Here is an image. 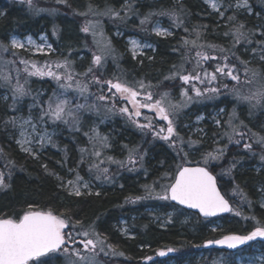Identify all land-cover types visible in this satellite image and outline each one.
Listing matches in <instances>:
<instances>
[{
  "label": "trees",
  "instance_id": "trees-1",
  "mask_svg": "<svg viewBox=\"0 0 264 264\" xmlns=\"http://www.w3.org/2000/svg\"><path fill=\"white\" fill-rule=\"evenodd\" d=\"M229 3L232 4V2H225L226 5ZM33 4L35 8H30L23 0H0V42L9 44L11 34L20 36L30 34L36 37L40 33H45L55 50L47 55H31L24 50H15L18 53L15 57L11 55V51L3 54L4 60H16L17 63H0V69L13 77V84L17 75L16 69H20V82L24 84L25 80L28 81L25 87L30 90V94L14 103L10 87L0 81V90L8 92L7 99L0 98V148L6 154V158H0V171L5 173L7 185V187H0V213H6L9 216L22 213L27 210L29 204L44 210L51 208L56 212L70 208L69 214L72 215L73 222L80 220L85 225L94 223L96 230L105 235L108 242L116 246L118 251L124 253L123 256L115 257L101 255L99 259L105 264H155L168 258L178 263L210 264L213 256L219 251H223L224 254L239 252L240 249L233 252L215 247H203L206 241L216 240L224 235L247 234L256 225V221L264 224V208L259 204V197L264 194L260 191V188L264 186V162L259 159L261 150L255 144L253 152L245 151L242 146L228 144L227 137L220 139L223 131L227 130V124L220 128L214 122V118L222 122L227 121L235 109L238 121H243L253 132L264 135V110L250 108L247 102L237 100L230 91L235 82L225 80L224 83L228 84V89L221 88L218 96L213 99L200 98L198 102L190 104L183 111V115H180L176 125L186 140L188 137L193 140H203L198 150L185 149L190 153L188 156L190 164L200 161L203 152L228 144L224 160L214 164L212 170L217 175L221 192L229 194L226 198H229L230 204L241 212V216L228 213L205 219L196 212L186 210L170 201L154 198L136 200V197L146 195L144 185L155 184L156 191L161 192V186L169 183L165 174L174 173L177 164L181 161L165 141L154 139L151 134L146 136L118 112L107 116L103 111L99 115L85 113L83 118L84 131L95 126L102 136L108 137L111 147L103 150L105 159L107 156H113L117 160H126L128 150L124 148V145H128L129 148L138 147L143 154L142 164L138 163L131 171L128 170L130 166L119 168L115 164H102L101 167H109L110 182L94 180V173L88 172L87 163L78 166L81 155L79 149L87 145V138L81 133L60 125L57 128V134L53 136V142L57 147L49 145L41 150L35 149L39 153V158L34 159L18 149L14 143L15 128L5 125L4 122L19 112L27 114L34 99L37 103L41 100L46 101L56 88L55 81L50 77L27 76L23 72L24 65L18 62L20 59L43 65L46 62L54 63L57 60H63L71 53L69 59L75 61L77 71H83L89 66L92 53L96 50L90 33L85 34L81 31L86 19L99 21L115 49L116 60L113 61L111 58L103 70L105 79L114 78L117 75L127 81L144 79L151 81L153 85L162 81L159 88H153L155 92L164 90L175 92L180 88L181 82L164 81V76L170 73L173 65L179 66L183 62L186 51L181 45L182 38L194 39L195 33L192 29L197 28L202 33L200 43L207 42L230 48L231 37L223 35L225 31H228L227 17L235 14L237 22L245 24V31L258 29L260 25H264V0H250L251 13L244 9L231 8L225 12L223 20L203 0H68V5L71 7L57 3V0H33ZM126 4L131 5V11H127ZM89 5L100 11L105 8L118 10L125 19L112 16L85 17L76 14V12H85ZM40 9L43 11H38ZM166 10L178 12L183 20L180 28L174 27L173 19L166 15H152L150 24L143 28L140 25V20L150 13ZM156 20H161L174 34L168 37L156 36L152 31V24ZM184 28H188L189 32L186 33ZM54 30L55 34H53ZM116 31L121 33L119 37L115 35ZM129 36H137L152 44V47L146 49L144 55H138L136 59H133L124 41ZM253 39L252 45L242 43L237 47V54L242 58L250 59V54L245 53L244 48L257 47L255 41L264 38L257 33ZM191 55L195 56V51ZM253 66L260 67L258 63H254ZM186 67L190 68V65ZM239 87L240 92L246 95L250 90H254L255 85ZM91 91L96 93V87L93 86ZM80 102L83 100L81 99ZM120 106L122 104H117V108ZM219 109L225 111L219 112L217 116ZM197 114L205 116L199 124L203 129L204 137L189 136L186 128L183 127V124L190 122ZM216 140L220 141L219 145L215 142ZM7 160L14 161L15 166H5ZM232 163L236 166L231 176L220 175L222 169L228 168ZM43 165H47V171ZM256 165H259V169H256ZM69 169H78L81 176L91 174L92 195L69 197L59 187L56 177L49 174L54 172L63 179L75 176V173L69 172ZM236 185H239L247 194L251 205L241 200L239 196H231V190ZM96 192L100 195H95ZM128 200L135 202H127ZM156 215H162L166 219V224L156 223L154 221ZM244 217L256 219L246 220ZM120 219L125 220L130 236H124L118 232ZM215 220H219L221 225L216 231H212L209 225ZM260 243L261 241L257 240L249 242V245H260ZM168 248L176 249V251L162 259L156 257L158 250ZM147 257L151 259H146ZM53 264H64L63 257L55 260Z\"/></svg>",
  "mask_w": 264,
  "mask_h": 264
},
{
  "label": "snow or ice",
  "instance_id": "snow-or-ice-1",
  "mask_svg": "<svg viewBox=\"0 0 264 264\" xmlns=\"http://www.w3.org/2000/svg\"><path fill=\"white\" fill-rule=\"evenodd\" d=\"M23 2L30 8H35L33 0H23ZM205 2L219 14L222 20L225 18V12L233 8L231 3L224 6L217 0H205ZM57 3L68 5V0H57ZM68 6L71 7V5ZM125 7L127 11H131L130 4H126ZM234 7L251 13L249 0H236ZM76 14L85 17L90 15L112 16L125 19L118 10L105 8L100 11L93 9L91 5L85 12H76ZM152 15L169 16L173 19V26L176 28L183 25V20L176 10H166L145 16L140 20L142 28L151 23ZM98 25V20L86 19L81 27L83 33L92 35L96 48L92 54L91 63L83 71L76 70L75 61L69 59L71 53L63 60H57L54 63L46 62L43 65L26 59L18 61L19 64L24 65L23 72L27 76L50 77L56 83V88L46 101L41 100L37 103L34 99L33 104L29 106L27 118L13 116L4 122L5 125L19 128V138L16 143L21 151L38 159L39 153L34 151V147L39 149L49 145L57 147L53 142V136L57 134L55 129L64 125L87 138V145L79 149L81 155L78 166L87 163L88 172L94 173V180L110 182L109 167H101L102 164H115L119 168L130 166L128 170L131 171L138 163L142 164L143 154L138 147L129 148L128 145H124V148L128 150L126 160H117L113 156H107L105 159L103 150L111 147L108 137L102 136L95 126L84 131L83 118L85 113L99 115L103 111L107 116L118 112L146 136L151 134L154 139L165 141L181 161L177 164L174 173L165 174L169 183L161 186V192L156 191L155 184L144 185L146 195L136 197V200L154 198L175 201L179 205L197 210L205 219L216 217L221 213H234L236 216H241V212L230 204L229 198H226L229 194L222 193L217 186V175L214 174L212 168L214 164L224 160L228 144L242 146L247 152H253L255 144L261 150L259 159L264 162V135L253 132L243 121H238L235 109H233L229 119L225 122L214 118L215 124L220 128L227 124V130L223 131L220 139L227 137L228 144L203 152L201 160L196 162V166H187L191 161L188 160L190 153L185 149L198 150L199 146L203 144V140H193L191 137L186 140L178 131L175 120L177 114L193 102H198L200 98L213 99L220 94L221 88L228 89V84L224 83L225 80L235 82L230 91L237 100L247 102L250 108L264 110V39L255 41L257 47L244 48L245 53L250 54V59H244L237 54V47L242 43L252 45L253 38L257 33L264 38V25H260L258 29L245 31V24L237 22L235 14L228 16L226 25L228 31H225L223 35L231 37L230 48L207 42L200 43L202 33L197 28H193L192 32L195 33V38L185 37L181 41V45L186 51L183 62L179 66L173 65L170 73L164 76V81L181 82L179 99H176L175 102L171 92L167 90L153 91V88L160 87L162 81L153 85L151 81L144 79L127 81L122 80L119 76L105 79L103 70L107 61L109 57L115 61L116 56L111 41L104 37L102 30L97 31ZM152 31L159 37H168L174 34L158 24L153 26ZM184 31L187 33L189 29L184 28ZM53 34H55V30ZM98 36L99 38H97ZM41 40L43 41L45 38L41 37ZM129 43L133 59H136L137 55H144L141 49L151 47V45H142L135 39H131ZM26 45L33 46L36 52L44 55L55 51L51 44L36 45L31 37L27 38L26 43L13 37L9 44L0 42V63H17L16 60H4L3 54L11 51V55L15 57L18 55L15 50L30 51L31 49ZM174 51H179V49H174ZM193 51H195V56L191 55ZM212 53L217 54L213 55ZM149 59L152 58L149 57ZM140 62L143 63V61ZM254 63H258L260 67H254ZM186 65H190V68ZM16 72L13 84V77L0 69V81L10 87L14 103L30 94V90L25 87L28 81L25 80L22 84L20 69L17 68ZM185 85L188 87H184ZM242 85H255V88L244 95L240 92L239 86ZM93 86L97 89L96 93L91 91ZM81 99L83 102H80ZM117 104H122V106L117 108ZM33 109L37 111L33 113ZM144 109L153 115L144 114L142 111ZM224 111V109L220 110V112ZM141 119L144 121L143 123ZM203 119V116H197V121ZM161 122L163 123L161 124ZM49 126H55L52 132H49ZM197 131L203 133V129H197ZM215 142L218 145L220 143L219 140ZM0 158H6L2 148H0ZM5 166L14 167L15 162L7 160ZM235 166V163H232L228 168L222 169L220 175L231 176ZM43 167L47 171V165H43ZM69 172L75 173L74 179L64 180L54 172L49 174L56 177L59 187L69 197L93 194L91 182L86 181L78 169H69ZM0 187H7L3 171H0ZM121 187L123 186L121 185ZM260 191L264 193V186L260 188ZM95 195L98 196L100 193L96 192ZM231 196H239L241 200L251 205L247 194L239 185L232 188ZM127 202L135 201L128 200ZM261 207L264 208V202L261 203ZM69 213H71L70 208L56 212L51 208L40 209L33 204H29L27 210L22 213L12 216L0 213V264H53L60 257H63L64 264H101L99 259L101 255L113 257L124 255L123 252L117 250L116 246L108 242L105 235L96 230L94 223L85 225L80 220L73 222V217ZM244 219L255 220L256 218L244 217ZM218 227V225L213 227L212 231H216ZM258 238L261 241L259 249H256L255 245H249V242L257 241ZM210 245L240 249L239 252L229 254L227 258L222 257L220 264H264V251H261L264 249V224L256 221V225L247 234L224 235L220 239L206 241L204 246ZM242 245H249V247L240 248ZM254 249L260 254L256 255ZM174 251L176 249L168 248L167 252L159 251L158 255L165 256L168 252ZM146 259H151V257Z\"/></svg>",
  "mask_w": 264,
  "mask_h": 264
},
{
  "label": "rangeland",
  "instance_id": "rangeland-1",
  "mask_svg": "<svg viewBox=\"0 0 264 264\" xmlns=\"http://www.w3.org/2000/svg\"><path fill=\"white\" fill-rule=\"evenodd\" d=\"M204 2H205V0H203ZM217 2L218 3H220V4H222V5H224V6H227L226 4H225V2L227 3V2H232V5H233V8H235L234 6H235V4H236V0H217ZM206 3V2H205ZM249 4H250V0H249ZM206 5L209 7V8H211L210 7V5L208 4V3H206ZM250 6H251V4H250ZM212 9V8H211ZM221 11H222V8H221ZM251 11H252V9H251ZM249 13V12H248ZM156 24H158L160 27H162V28H166V29H169L170 31H171V29L170 28H168L167 26H165L162 22H161V20H156V21H154L153 22V24H152V28H153V26L154 25H156ZM103 31V29L101 28V26H100V23H99V25H98V28H97V31L99 32V31ZM103 33H104V31H103ZM119 33V34H118ZM91 35V34H90ZM115 35H117L118 37L121 35V33L120 32H118V31H116L115 32ZM13 37H15L16 39H19V40H21L22 42H25L26 43V40H27V38L28 37H31L34 41H35V43H36V45H39V44H41V43H44L45 45H47V44H51L50 43V41L48 40V38H47V35L45 34V33H40L38 36H36V37H34V36H32V35H30V34H27V35H24V36H20V35H17V34H11L10 35V37H9V43H10V41H11V39L13 38ZM41 37H44L45 38V40H41ZM104 37L106 38V39H108L107 38V36L105 35V33H104ZM91 38H92V42H93V37H92V35H91ZM97 38H99V36L97 37ZM131 39H135V40H137V41H139L142 45H151V47H152V44H150L149 42H147V41H145V40H142V39H140L139 37H137V36H129V37H126L125 39H124V41H125V43H126V46H127V50L130 52V47H131V45H130V43H129V41L131 40ZM52 45V44H51ZM94 45V44H93ZM26 47L27 48H29V49H31L30 51H26V52H28L29 54H31V55H39V54H41V53H38V52H36L35 51V48L33 47V46H28V45H26ZM94 47H95V45H94ZM151 47H144L143 49H141V51L144 53V51L146 50V49H149V48H151ZM53 48V47H52ZM95 50H96V48H95ZM25 51V50H24ZM49 54V53H48ZM93 54V53H92ZM130 54H131V52H130ZM138 56V55H137ZM111 59V57H109V59H108V61H107V64H106V66L108 65V62H109V60ZM106 68V67H105ZM116 74V73H115ZM117 76V75H116ZM113 77H111L110 79H112ZM122 80H124V79H122ZM135 80V79H134ZM132 81V80H131ZM180 90V89H179ZM106 91V90H105ZM153 91H154V89H153ZM155 92V91H154ZM171 92V91H170ZM3 98V99H7V97H8V92L7 91H1L0 90V98ZM179 98V97H178ZM201 99H203V98H201ZM175 100H176V98H174V102H175ZM129 107H131L130 105H129ZM186 109V108H185ZM185 109H183L182 111H180L178 114H177V116H176V120H175V123H176V121L179 119V117H180V115H183V111L185 110ZM220 110L221 109H219L217 112L219 113L220 112ZM37 111V110H36ZM36 111H33V113H35ZM28 115H29V112L27 113V114H23V113H17L16 115H15V117H24V118H27L28 117ZM123 116V115H122ZM197 116H202L201 114H197L196 116H194L193 117V119L190 121V122H187V123H185V124H183V127L184 128H186V132L188 133V135L189 136H192V135H196L197 137H204V132L203 133H199L198 131H197V129H201L200 128V125H199V123H200V121H197ZM185 125H187V127H185ZM54 128H55V126H49V128H48V130H49V132H52L53 130H54ZM55 131L57 132V128L55 129ZM15 140H14V143L16 144V146L18 147V149L21 151V149H20V147H19V145L16 143V140L19 138V128L17 127V128H15ZM35 149H38V150H41V149H39V148H37V147H34V151H35ZM23 152V151H22ZM25 153V152H24ZM256 169H259V165H256ZM73 173V172H72ZM84 177V179L86 180V181H90L91 182V184H92V178H91V174H88V176H83ZM70 179H74V176L73 177H70V178H66V179H64V180H70ZM101 186H102V184H101ZM91 190H92V185H91ZM262 202H264V194H261L260 195V197H259V204L261 205V203ZM154 221L156 222V223H158L159 225H165L166 224V219L162 216V215H156L155 216V218H154ZM220 226L221 225V222L219 221V220H215L214 222H211L210 223V228H213V227H216V226ZM118 232L120 233V234H122V235H124V236H130L131 235V233H130V231L128 230V226L126 225V222H125V220L124 219H120L119 220V225H118ZM255 245V248L256 249H259L260 248V245L259 244H254ZM254 252H255V254L256 255H259L260 254V252H258V251H255V249L253 250ZM261 251H264V249H261ZM199 256H201V254H199ZM229 256V254H224L223 253V251H219V252H217L214 256H213V258L211 259V261H210V264H214V262H216V264H220V262H221V260H222V257L223 258H227ZM101 264H105L102 260H101ZM155 264H186V262H183V263H178L177 261H175L174 259H172V258H168V259H164V261H162V262H156Z\"/></svg>",
  "mask_w": 264,
  "mask_h": 264
},
{
  "label": "water",
  "instance_id": "water-1",
  "mask_svg": "<svg viewBox=\"0 0 264 264\" xmlns=\"http://www.w3.org/2000/svg\"><path fill=\"white\" fill-rule=\"evenodd\" d=\"M187 166H196V164H189V165H187ZM218 186V185H217ZM171 202H173V203H175V204H178L177 202H175V201H171ZM179 205V204H178ZM180 206H182L183 208H185V209H187V210H191V211H194V212H197L198 213V211L197 210H195V209H189V208H187L186 206H183V205H180ZM199 214V213H198ZM223 214H227V213H221V214H219V215H223ZM200 215V214H199ZM200 216H202V215H200ZM203 217V216H202ZM222 238V237H221ZM218 239H220V238H218ZM259 239V238H258ZM217 240V239H216ZM206 243V242H205ZM205 243L203 244V247L204 248H210V247H216V248H218V249H222V250H228V251H235V250H237V249H227L226 248V246H219V245H210V246H207V247H205L204 245H205ZM244 245H242V246H240V248H242ZM167 252V251H166ZM159 253V252H158ZM168 254V253H167ZM166 254V255H167ZM165 255V256H166ZM159 256V255H158ZM160 258H162V257H164V256H159Z\"/></svg>",
  "mask_w": 264,
  "mask_h": 264
},
{
  "label": "flooded vegetation",
  "instance_id": "flooded-vegetation-1",
  "mask_svg": "<svg viewBox=\"0 0 264 264\" xmlns=\"http://www.w3.org/2000/svg\"><path fill=\"white\" fill-rule=\"evenodd\" d=\"M180 89V88H179ZM179 89H177L175 92H171V94H172V97L173 98H178L179 97ZM143 112L144 111H146V112H149L147 109H144V110H142ZM150 113V112H149ZM151 115H153V113H150ZM142 122V121H141ZM143 123V122H142ZM163 122H161V124H162ZM157 126H160V125H157Z\"/></svg>",
  "mask_w": 264,
  "mask_h": 264
}]
</instances>
